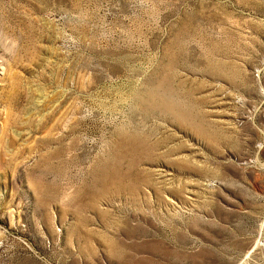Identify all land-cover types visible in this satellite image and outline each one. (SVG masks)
Returning <instances> with one entry per match:
<instances>
[{
  "label": "rangeland",
  "instance_id": "1",
  "mask_svg": "<svg viewBox=\"0 0 264 264\" xmlns=\"http://www.w3.org/2000/svg\"><path fill=\"white\" fill-rule=\"evenodd\" d=\"M261 226L264 0H0V264H264Z\"/></svg>",
  "mask_w": 264,
  "mask_h": 264
},
{
  "label": "bare ground",
  "instance_id": "2",
  "mask_svg": "<svg viewBox=\"0 0 264 264\" xmlns=\"http://www.w3.org/2000/svg\"><path fill=\"white\" fill-rule=\"evenodd\" d=\"M263 229H264V226H261V229L258 232V235H259L258 238H256V237L255 238H250L249 237L248 239H246L244 241V243L242 245V250H243V254H244L243 259H250V257L253 256L257 252V250L261 249V247L263 245L262 244V240H263V238H262V235H263L262 234V230ZM255 255H257V254H255Z\"/></svg>",
  "mask_w": 264,
  "mask_h": 264
}]
</instances>
